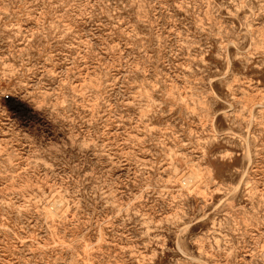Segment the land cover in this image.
I'll use <instances>...</instances> for the list:
<instances>
[{
    "label": "rangeland",
    "instance_id": "374dc122",
    "mask_svg": "<svg viewBox=\"0 0 264 264\" xmlns=\"http://www.w3.org/2000/svg\"><path fill=\"white\" fill-rule=\"evenodd\" d=\"M0 264H264V0H0Z\"/></svg>",
    "mask_w": 264,
    "mask_h": 264
},
{
    "label": "bare ground",
    "instance_id": "6f19581e",
    "mask_svg": "<svg viewBox=\"0 0 264 264\" xmlns=\"http://www.w3.org/2000/svg\"><path fill=\"white\" fill-rule=\"evenodd\" d=\"M54 206V205H53ZM61 206V205H60ZM62 208V207H61ZM57 209H59V208H57Z\"/></svg>",
    "mask_w": 264,
    "mask_h": 264
}]
</instances>
